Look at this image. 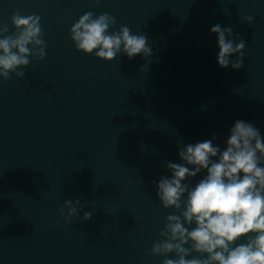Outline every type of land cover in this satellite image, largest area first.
Masks as SVG:
<instances>
[{"label":"water","instance_id":"1","mask_svg":"<svg viewBox=\"0 0 264 264\" xmlns=\"http://www.w3.org/2000/svg\"><path fill=\"white\" fill-rule=\"evenodd\" d=\"M17 10L41 17L47 55L29 58L18 69L23 77L0 78V142L171 175L165 163L181 162L180 147L217 134L213 143L223 150L237 120L264 136V0H0V24H8L9 35ZM88 11L116 17L110 31L124 25L145 34L152 54L103 61L78 51L70 28ZM216 24L231 26L246 42L240 69L218 66L217 37L210 32Z\"/></svg>","mask_w":264,"mask_h":264},{"label":"clouds","instance_id":"2","mask_svg":"<svg viewBox=\"0 0 264 264\" xmlns=\"http://www.w3.org/2000/svg\"><path fill=\"white\" fill-rule=\"evenodd\" d=\"M94 2L99 5L100 0ZM246 20L251 24L254 18ZM10 22L15 29L10 35L8 24H0V78L4 81L11 74L23 77L24 71L18 69L26 68L29 58L39 62L47 55L38 14L22 15L17 10ZM116 23L109 12L88 11L74 22L70 38L78 51L94 53L103 61H113L120 54L130 60L152 54L145 34H134L124 25L110 31ZM210 32L217 37L218 66L240 69L246 42L234 37L231 26L216 24ZM216 139L213 134L211 139L183 145L178 149L181 162L165 163L171 175L153 181L163 209L173 210L164 217L162 239L153 242L149 253L165 257L162 264H264V136L251 122L237 120L223 150L213 143ZM202 172L206 175L191 184ZM80 203L81 198L64 201L58 211L65 221L78 215L74 205ZM92 215L84 212L80 219L87 221ZM170 254L175 258H167Z\"/></svg>","mask_w":264,"mask_h":264}]
</instances>
